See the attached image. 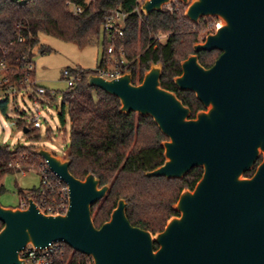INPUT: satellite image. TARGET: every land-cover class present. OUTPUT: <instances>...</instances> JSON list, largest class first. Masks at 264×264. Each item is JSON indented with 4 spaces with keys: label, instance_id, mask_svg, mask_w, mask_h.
Wrapping results in <instances>:
<instances>
[{
    "label": "water",
    "instance_id": "obj_1",
    "mask_svg": "<svg viewBox=\"0 0 264 264\" xmlns=\"http://www.w3.org/2000/svg\"><path fill=\"white\" fill-rule=\"evenodd\" d=\"M169 1L144 0L140 9L148 15ZM180 1L193 23L207 16L222 20L193 44L173 79L195 94L203 110L191 117L190 108L161 87L160 62L138 83L129 70L112 79L86 77L89 86L117 97L121 112L152 118L166 136L164 162L145 176L180 179L201 168L194 187L182 190L173 206L178 215L152 233L130 223L121 198L96 227L92 207L110 185H100L91 172L76 178L70 157L39 147L34 153L68 187V207L45 214L32 197L24 208L0 204V264H26L19 253L28 244L43 249L56 242L92 264H264V0ZM211 50L220 53L204 67L197 53Z\"/></svg>",
    "mask_w": 264,
    "mask_h": 264
},
{
    "label": "trees",
    "instance_id": "obj_2",
    "mask_svg": "<svg viewBox=\"0 0 264 264\" xmlns=\"http://www.w3.org/2000/svg\"><path fill=\"white\" fill-rule=\"evenodd\" d=\"M67 2L81 6L82 11L73 14ZM135 7V0H0V60L4 58L21 68L22 55L33 56L40 32L80 45L96 40L103 33L102 63L107 44L102 30L104 16L117 8L126 13V18L122 42L117 40L116 45L124 47L129 61L126 66L132 72L133 82H140L152 63H162L161 87L174 92L194 116L202 104L193 92L180 91L173 79L181 74V60L193 53V44L198 41L199 32L190 31L191 25L196 23L184 16L186 5L182 2L175 4L172 10L163 8L148 15L139 14ZM159 33L167 34L163 42L157 39ZM19 37L23 40L18 41ZM219 53L218 50L199 51L198 60L209 67ZM70 69L78 72L79 78L62 91L59 112L61 122H64L65 109L70 118L66 155L71 159L69 170L79 179L91 172L100 185H110L106 195L92 207L95 226L108 220L118 200L123 198L132 225L152 233L161 231L170 217L178 215L172 204L183 189L194 187L201 177V168H194L180 179L145 176L144 172L164 162L162 142L166 136L152 118L121 112L117 97L89 86L86 77L96 73V68ZM22 75L20 70L13 79ZM45 94L50 96L47 91ZM0 107L5 111L6 100L0 101ZM17 125L27 128L26 133L36 130L21 119L17 120ZM33 150V145H17L14 149L0 145V195L4 191V176L20 170L14 167L15 163H21L24 168L36 165L34 159L38 155ZM253 170L245 175L252 174ZM36 190H19V195L34 197ZM62 249L66 264H92L90 257L73 251L68 245L62 244Z\"/></svg>",
    "mask_w": 264,
    "mask_h": 264
},
{
    "label": "rangeland",
    "instance_id": "obj_3",
    "mask_svg": "<svg viewBox=\"0 0 264 264\" xmlns=\"http://www.w3.org/2000/svg\"><path fill=\"white\" fill-rule=\"evenodd\" d=\"M221 24L222 20L219 17L207 16L201 18L196 25H191L190 31L197 30L199 32L197 42H202L207 34L214 32ZM38 37L39 42L33 48L35 66L31 78L38 85L45 87L50 96L37 93L31 96L29 94L32 92L31 88L16 97L0 92V101L6 100L5 111L0 107V145L8 146L10 149H14L17 145H33L34 149L43 147L65 158L69 149L70 118L66 109L64 122H61L59 117L62 91L68 86L62 71L65 68L95 69L101 63L105 40L103 33L96 40L82 45L63 41L43 32H40ZM33 99H38L39 102L37 107L41 112L39 118L41 126L26 133L17 125V120L21 119L27 125L31 124V118L36 113ZM34 161L38 165L42 159L38 156ZM2 183L4 191L0 195V204L16 207L22 198L19 190L28 191L37 188L40 174L33 168L24 174L20 171L10 172L4 176Z\"/></svg>",
    "mask_w": 264,
    "mask_h": 264
},
{
    "label": "built area",
    "instance_id": "obj_4",
    "mask_svg": "<svg viewBox=\"0 0 264 264\" xmlns=\"http://www.w3.org/2000/svg\"><path fill=\"white\" fill-rule=\"evenodd\" d=\"M143 1L144 0H135V10L139 14L142 13L140 5ZM178 2L181 1L170 0L163 5V8L172 10L173 6ZM67 5L73 14H78L83 9L81 6L75 5L71 2H67ZM125 18L126 13L117 8L110 10L104 16L102 30L105 33L107 44L102 63L96 67V74L106 79L116 78L128 70L126 65L129 61L125 57L124 47L122 45H116L117 40L122 42ZM166 38V33H159L157 35V39L161 42ZM22 40L23 37L18 38V41ZM22 59L23 64L21 65V68H18L4 58L0 60V92L16 97L19 93H24L31 88L32 92L29 93L31 96H35L36 93L41 95L45 94L46 88L38 85L35 80L31 78V75L34 74L33 70L35 66L33 56L24 54L22 55ZM20 70L23 71V75L18 79H13ZM62 75L68 86H72L75 80L79 78V73L71 71L70 68H65L62 71ZM38 103V99H33L36 113L31 118V127L36 129L41 126L39 121L41 112L37 107ZM14 167L20 169L19 171L22 174L26 173V171L32 170V168L39 172L40 183L35 192V196L32 198L43 213L60 214L66 211L68 207V187L56 173L49 169L44 160L39 162L37 166L24 168L21 166V163H15ZM27 199L28 197L21 198L19 207H26L28 204ZM62 244L63 243L60 242L51 243L43 249L28 244L19 253V256L26 264H66Z\"/></svg>",
    "mask_w": 264,
    "mask_h": 264
},
{
    "label": "flooded vegetation",
    "instance_id": "obj_5",
    "mask_svg": "<svg viewBox=\"0 0 264 264\" xmlns=\"http://www.w3.org/2000/svg\"><path fill=\"white\" fill-rule=\"evenodd\" d=\"M178 88V87H177ZM179 89V88H178ZM180 90V89H179ZM180 91H185V90H180ZM191 92V91H190ZM195 95V94H194ZM196 98V97H195ZM198 100V99H197ZM201 103V102H200ZM202 104V103H201ZM204 109V106L202 105V108L200 109V110H203ZM199 110V111H200ZM198 112V111H197ZM196 114V113H195ZM195 114H194V116H195ZM194 116H192L191 115V117H194ZM259 159H261V158H259ZM257 164V163H256ZM244 176H246V175H244ZM249 176H251V174L250 175H247L246 177H249Z\"/></svg>",
    "mask_w": 264,
    "mask_h": 264
},
{
    "label": "crops",
    "instance_id": "obj_6",
    "mask_svg": "<svg viewBox=\"0 0 264 264\" xmlns=\"http://www.w3.org/2000/svg\"><path fill=\"white\" fill-rule=\"evenodd\" d=\"M4 206H5V205H4ZM17 206H19V204H18Z\"/></svg>",
    "mask_w": 264,
    "mask_h": 264
}]
</instances>
